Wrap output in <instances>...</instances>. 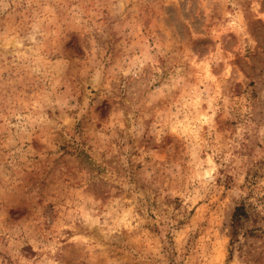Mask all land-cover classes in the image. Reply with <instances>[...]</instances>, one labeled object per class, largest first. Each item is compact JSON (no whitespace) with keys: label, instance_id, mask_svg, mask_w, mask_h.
I'll return each mask as SVG.
<instances>
[{"label":"rangeland","instance_id":"rangeland-1","mask_svg":"<svg viewBox=\"0 0 264 264\" xmlns=\"http://www.w3.org/2000/svg\"><path fill=\"white\" fill-rule=\"evenodd\" d=\"M0 264H264V0H0Z\"/></svg>","mask_w":264,"mask_h":264},{"label":"trees","instance_id":"trees-1","mask_svg":"<svg viewBox=\"0 0 264 264\" xmlns=\"http://www.w3.org/2000/svg\"><path fill=\"white\" fill-rule=\"evenodd\" d=\"M243 207H240V208H238V209H242Z\"/></svg>","mask_w":264,"mask_h":264}]
</instances>
